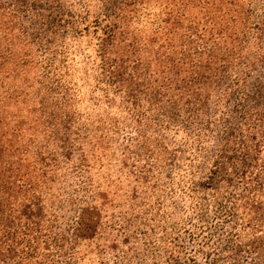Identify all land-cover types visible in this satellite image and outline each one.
Returning a JSON list of instances; mask_svg holds the SVG:
<instances>
[{"label": "trees", "instance_id": "1", "mask_svg": "<svg viewBox=\"0 0 264 264\" xmlns=\"http://www.w3.org/2000/svg\"><path fill=\"white\" fill-rule=\"evenodd\" d=\"M90 29L95 83L129 117L71 110L61 61ZM121 127L141 138L121 158L143 164L108 223L86 147ZM93 251L90 264H264V0H0V264Z\"/></svg>", "mask_w": 264, "mask_h": 264}, {"label": "rangeland", "instance_id": "2", "mask_svg": "<svg viewBox=\"0 0 264 264\" xmlns=\"http://www.w3.org/2000/svg\"><path fill=\"white\" fill-rule=\"evenodd\" d=\"M67 39L68 48L64 47L66 51L64 53L65 58L61 61V72H64L62 80L68 87L66 95L68 94L69 96L71 110L75 112L76 116H81L89 121L98 116L106 117L108 112L110 113L109 116L118 117L119 114L123 117H129L126 112L120 111L118 97L113 99L111 96L110 100H112V103L107 105L103 98L104 96L101 95V87L99 88L95 83L96 80L92 68L94 33L91 29L85 35L79 36V38L76 37L71 40V37L68 36ZM30 48L32 52L29 56L34 61L24 66L22 81L26 78L27 84H30L27 85L29 87L27 90L31 97L36 95L35 89L39 88L37 79H40L41 68L39 66L41 63L39 64L38 62L41 56H38L36 46L31 45ZM11 81L18 82L19 80L12 78ZM42 94L46 96L44 92ZM60 97L61 94L57 95L56 99ZM47 101L50 102V99ZM137 123L130 120V126L134 127ZM131 128L121 127L115 134H89L91 143L86 147L90 159L89 164L91 165L89 171L94 185L97 186L98 184V190L107 194L106 199L97 201L98 204H103L104 214H106L104 216L107 217V219L104 217L106 219L103 220L104 222H120V215L126 209L124 205L129 202L133 194L132 190H130L133 183L130 181L132 179L130 174H128V170L143 164V161H139L135 156L128 157V155H125L121 158V152L135 151L141 141L140 134L133 133L134 130L129 134ZM94 131L92 128V132ZM136 138H139L140 141H135ZM164 140L168 142L169 146H174L173 141L169 137L165 136ZM175 142L179 143L181 140L176 139ZM74 160L76 159L74 158ZM68 170L69 168L63 169L64 172ZM107 230L110 231V229ZM104 237L105 234L100 238H96L94 240L95 243L110 244ZM131 245L132 243L125 246L124 249H130ZM95 259H97L95 251L93 253L89 252L84 259V264H90Z\"/></svg>", "mask_w": 264, "mask_h": 264}]
</instances>
